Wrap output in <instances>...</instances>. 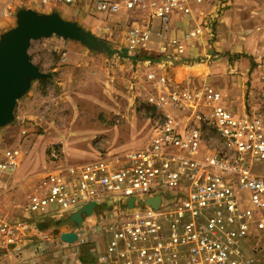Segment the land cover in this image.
Wrapping results in <instances>:
<instances>
[{
    "label": "built area",
    "instance_id": "built-area-1",
    "mask_svg": "<svg viewBox=\"0 0 264 264\" xmlns=\"http://www.w3.org/2000/svg\"><path fill=\"white\" fill-rule=\"evenodd\" d=\"M29 1L68 6L76 0ZM221 4L91 0L97 14L138 16L125 32L128 54L153 52L169 65L188 61L193 41L207 30V7ZM196 16L195 26L172 34L176 17L189 26ZM145 76L154 88L148 99L155 111L148 141L121 157L85 163L68 162L52 151L37 190L27 199L30 216H0L1 249L21 258L27 247L56 248L64 242L38 225L70 221L92 203L97 224L75 242L104 244L96 264H254L245 246L264 236V173L256 172L264 164V76L260 105L242 116L222 105V94L213 86L177 84L154 72ZM207 131L214 145L207 142ZM20 158L16 147L3 152L0 195ZM155 197L157 208L147 203Z\"/></svg>",
    "mask_w": 264,
    "mask_h": 264
},
{
    "label": "rangeland",
    "instance_id": "rangeland-1",
    "mask_svg": "<svg viewBox=\"0 0 264 264\" xmlns=\"http://www.w3.org/2000/svg\"><path fill=\"white\" fill-rule=\"evenodd\" d=\"M29 3L27 0H0V36L16 26V13ZM68 6L72 15H64L70 16L82 30L111 49L122 48L125 32L138 18L129 14L122 15L123 18L97 14L92 9L91 0H76ZM211 9V13L205 11L207 30L193 41L192 47H197L196 52L188 51L186 62L171 64L201 63L204 70L196 71V78L202 76L206 82L202 84L197 81L184 84L173 78L167 69L171 65L164 64L166 60H161L153 52L135 55L140 58L147 56L149 61L131 62L117 55L109 57L102 49H91L56 35L31 41L27 50L30 62L50 76L30 80L28 90L15 102L12 120L0 126V159L6 149L13 147L18 148L21 155L15 174L4 183V191L0 195V216L8 220L30 216L25 210L27 199L37 190L52 151L68 162L85 163L99 158L121 157L148 141L155 115L148 99L154 96V88L143 76L144 67L160 65L161 74L174 83L210 85L221 94L222 89H227L229 96L244 89L245 99L251 93L253 97L246 110L258 108L264 54H250L245 49L248 46L246 39V42L232 44L242 47L238 54L228 48L219 50L218 18L222 11L216 6ZM180 20L176 18L173 22ZM199 21L200 17H194L189 27ZM260 37H264V28ZM223 45L232 48L229 44ZM258 47V51L263 50L262 43ZM229 96L225 100L230 99ZM206 134L207 142L214 145L215 139H211L209 131ZM258 167L256 172L264 173V164ZM61 225L73 227L68 220L61 223L54 219L49 220L43 229L55 235L62 229ZM245 247V254H252L254 264H264V236L249 239ZM86 249L80 248V253Z\"/></svg>",
    "mask_w": 264,
    "mask_h": 264
},
{
    "label": "crops",
    "instance_id": "crops-1",
    "mask_svg": "<svg viewBox=\"0 0 264 264\" xmlns=\"http://www.w3.org/2000/svg\"><path fill=\"white\" fill-rule=\"evenodd\" d=\"M27 1L31 3L26 5L24 9H31L40 14H49L52 13V11H55L62 19L77 23L75 20H72L70 16L64 15V14L72 15V12L69 11L68 9L69 6H63V5L47 6L29 0ZM85 1L87 2L88 0ZM212 9L210 7L206 11L207 12L210 11L209 13H211ZM59 11H63V13L60 14ZM220 11L222 12L218 18L219 31H220L219 35H221L219 36V42L222 45L218 43L219 46H221L219 50H222V48H228L230 52H234L235 54H238L242 52V47L240 45H235V44L240 43V41L246 42L247 40L248 46H246L245 49L248 52H250V54H257V55L264 54L262 53L264 52V37H260L261 29L264 28V0H222ZM186 23L187 20L184 18L181 19L180 21H174V30L172 31V34L174 36H180L185 31V29L189 28V26H187ZM241 36L242 39H240ZM124 38L122 40V46H121L122 48L125 47ZM233 43H235L234 46H232ZM260 43H262L263 45V50L258 51L259 50L258 46ZM223 44L225 45L229 44L230 47L232 48L225 47ZM196 50L197 47L193 46L190 47L188 51H192L194 53L196 52ZM127 60L132 62V60L130 59ZM142 63L147 64L145 62ZM159 66L160 65L155 66L154 67L155 69L153 67H144L143 69L145 71L143 73V76L148 74L149 72L161 74L162 72ZM201 66H202L201 63H195L190 65H184V64L173 65V66L171 65L168 66L167 69L169 73L173 74L172 75L173 78L179 79V76L182 75L180 80L184 84L194 83L195 81H197L198 84H202L205 82V80L202 79V76L196 78V71L198 70V72H200V70H204ZM183 68L188 69V71L185 72V70L184 71L181 70ZM49 76L45 78L47 79L49 78ZM221 91L223 96L222 104L226 108H228L234 115L237 116H242L246 113L247 111L246 107L250 105L253 98L252 93L250 94L248 92V94L250 95H247V99H245L244 89H239L238 91H234L231 93L232 95L230 96H229L230 93L227 91V89H222ZM226 96H229L230 99L225 100ZM55 222H59V221L55 220ZM60 222L62 223V221ZM70 222L73 224V227L67 228L61 225L59 227H61L62 229H60V231L57 232L55 235L54 234L52 235L54 237H59L62 233L74 232L78 236H83L86 234L88 230H90L92 227H94L97 224V217L94 214H91L89 216H83L82 225L80 228L76 227V225L72 221ZM46 223H48V221H46ZM57 245L58 246L56 248L49 251L46 250L38 251L35 250L33 246L27 247L23 251L21 258L16 257L13 254L9 253L8 251L0 248V264H96L97 255L100 252H102L104 248V244L99 242L87 243L84 244V246L78 245L77 242L75 244L73 243L68 244L64 242V243H58ZM82 247H86L87 249L86 251L84 250L83 252L80 253V248Z\"/></svg>",
    "mask_w": 264,
    "mask_h": 264
},
{
    "label": "water",
    "instance_id": "water-1",
    "mask_svg": "<svg viewBox=\"0 0 264 264\" xmlns=\"http://www.w3.org/2000/svg\"><path fill=\"white\" fill-rule=\"evenodd\" d=\"M52 35L64 40L77 41L91 49H102L109 57L117 55L121 59L149 61L147 56L143 58L130 56L125 47L111 49L91 33L82 30L75 22L62 19L56 12L40 14L31 9H21L16 13V26L0 36V126L12 120L15 102L28 90L30 80L49 76L40 72L30 62L27 50L31 41L49 38ZM131 202L132 199L129 200V203ZM147 203L157 208L159 197L149 199ZM92 207V203L85 205L81 210L70 215L69 220L80 228L83 215L89 216ZM38 228L42 229L43 224L40 223ZM59 237L62 242L72 244L76 241L77 234L66 232Z\"/></svg>",
    "mask_w": 264,
    "mask_h": 264
},
{
    "label": "bare ground",
    "instance_id": "bare-ground-1",
    "mask_svg": "<svg viewBox=\"0 0 264 264\" xmlns=\"http://www.w3.org/2000/svg\"><path fill=\"white\" fill-rule=\"evenodd\" d=\"M202 68H203V67H202ZM202 68H201V69H202ZM203 69H204V68H203ZM181 70H183V71L185 70V72H187V71H188V69H184V68H183V69H181ZM190 70H191V69H190ZM183 71H182V72H183ZM201 71H203V70H200V72H201ZM205 71H206V69H205ZM191 72H192V71H191ZM197 72H198V70H197ZM198 73H199V72H198ZM181 77H182V75H181V76H179V79H180Z\"/></svg>",
    "mask_w": 264,
    "mask_h": 264
}]
</instances>
